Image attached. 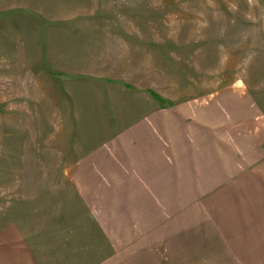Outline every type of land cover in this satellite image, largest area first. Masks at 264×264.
Returning <instances> with one entry per match:
<instances>
[{"label":"rangeland","instance_id":"rangeland-1","mask_svg":"<svg viewBox=\"0 0 264 264\" xmlns=\"http://www.w3.org/2000/svg\"><path fill=\"white\" fill-rule=\"evenodd\" d=\"M175 107L210 154L262 137L264 169V0H0V264H264V171L165 210L125 189Z\"/></svg>","mask_w":264,"mask_h":264},{"label":"crops","instance_id":"crops-1","mask_svg":"<svg viewBox=\"0 0 264 264\" xmlns=\"http://www.w3.org/2000/svg\"><path fill=\"white\" fill-rule=\"evenodd\" d=\"M169 111L171 113L163 117L162 125L150 123L138 131H134L135 138L125 145L129 158L118 159L123 166L121 169H125V177L128 178L125 189H143L142 191L148 193L143 194L146 198H143L142 195L135 198L134 201L138 203L139 209H143L146 205H152L165 210L166 201H171V195L169 191L166 193L165 189L219 191L232 189L239 179L243 181V189L255 188L252 186L251 179L253 176L263 177L264 171L263 159L258 158L259 152L255 153L263 146L262 137L255 138L252 132L246 133V137L242 140H246L250 136V140L261 143L250 144L245 148V155L243 154L244 147H242L244 142L237 144V141H234L231 147L230 143L226 141L228 148L224 149L225 153L212 149L213 154H210L208 149L204 150L203 147H198L199 138L202 137V131H204L203 121L191 115L190 112L188 113V110L182 111L180 107L171 108ZM186 118L187 121L184 125L182 122ZM217 126L215 124V128L219 130ZM212 127L213 125L208 128ZM228 138L233 141L235 137ZM218 145L220 144L218 143ZM232 152H235L236 155ZM238 155L243 158V164L242 160L238 159ZM247 177L252 178L247 180ZM128 196L130 195L128 194ZM134 201L132 200V207H134ZM123 205L127 206V203L124 202ZM200 208L204 210L201 206ZM205 211L211 216L212 225L220 224L221 216L209 214L207 209ZM170 218H173L172 213L164 211V218L159 224H166ZM157 226L155 225V227Z\"/></svg>","mask_w":264,"mask_h":264}]
</instances>
